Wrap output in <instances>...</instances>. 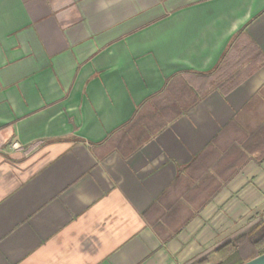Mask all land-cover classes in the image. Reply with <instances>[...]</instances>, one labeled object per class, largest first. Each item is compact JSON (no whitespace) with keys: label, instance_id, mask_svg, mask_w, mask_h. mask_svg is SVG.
<instances>
[{"label":"crops","instance_id":"crops-1","mask_svg":"<svg viewBox=\"0 0 264 264\" xmlns=\"http://www.w3.org/2000/svg\"><path fill=\"white\" fill-rule=\"evenodd\" d=\"M263 222L264 0H0V264H215Z\"/></svg>","mask_w":264,"mask_h":264},{"label":"trees","instance_id":"trees-1","mask_svg":"<svg viewBox=\"0 0 264 264\" xmlns=\"http://www.w3.org/2000/svg\"><path fill=\"white\" fill-rule=\"evenodd\" d=\"M211 147L210 145L209 148ZM200 159H196L195 163ZM262 254H264V222L217 249L215 264H243ZM198 264H210V262L203 259Z\"/></svg>","mask_w":264,"mask_h":264},{"label":"water","instance_id":"water-1","mask_svg":"<svg viewBox=\"0 0 264 264\" xmlns=\"http://www.w3.org/2000/svg\"><path fill=\"white\" fill-rule=\"evenodd\" d=\"M243 264H264V254L255 257L254 259Z\"/></svg>","mask_w":264,"mask_h":264},{"label":"built area","instance_id":"built-area-1","mask_svg":"<svg viewBox=\"0 0 264 264\" xmlns=\"http://www.w3.org/2000/svg\"><path fill=\"white\" fill-rule=\"evenodd\" d=\"M13 147H14V148H17V147H18V144H16V143L13 144Z\"/></svg>","mask_w":264,"mask_h":264}]
</instances>
